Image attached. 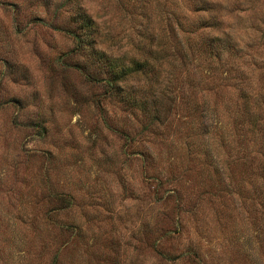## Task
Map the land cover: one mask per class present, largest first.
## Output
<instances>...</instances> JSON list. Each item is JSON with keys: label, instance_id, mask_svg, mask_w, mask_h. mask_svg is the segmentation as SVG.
Returning <instances> with one entry per match:
<instances>
[{"label": "rangeland", "instance_id": "rangeland-1", "mask_svg": "<svg viewBox=\"0 0 264 264\" xmlns=\"http://www.w3.org/2000/svg\"><path fill=\"white\" fill-rule=\"evenodd\" d=\"M0 264H264V0H0Z\"/></svg>", "mask_w": 264, "mask_h": 264}, {"label": "trees", "instance_id": "trees-1", "mask_svg": "<svg viewBox=\"0 0 264 264\" xmlns=\"http://www.w3.org/2000/svg\"><path fill=\"white\" fill-rule=\"evenodd\" d=\"M205 28H206V27H205ZM91 33H92V35H93V31H92V29H91ZM208 39H209V42H213V40L216 39V37H215V36H211V37H208ZM84 41H85V40H84ZM89 42H90V41H89ZM96 43H97V42H96ZM212 46L218 48V46H220V45L214 43V44H212ZM211 49H212V48H211ZM96 50H98V48H96ZM96 50H94V52H96ZM123 76H124V74H123ZM121 79H123V78H121ZM122 81H123V80H122ZM122 81H119V80H118V83H117L116 85H114V84H113L114 86H113L112 84H111V85H112V87L115 88V89H120V85H119V84H120ZM110 87H111V86H110ZM112 87H111V88H112Z\"/></svg>", "mask_w": 264, "mask_h": 264}]
</instances>
